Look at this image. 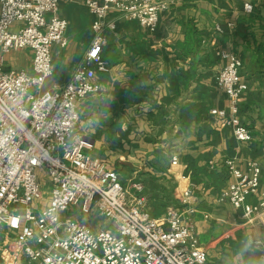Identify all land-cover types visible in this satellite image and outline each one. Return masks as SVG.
Wrapping results in <instances>:
<instances>
[{
  "label": "built area",
  "instance_id": "1",
  "mask_svg": "<svg viewBox=\"0 0 264 264\" xmlns=\"http://www.w3.org/2000/svg\"><path fill=\"white\" fill-rule=\"evenodd\" d=\"M61 1L88 7L94 36L68 81L47 88L54 50L69 43ZM172 1L0 0V228L11 237L5 263L215 264L198 242L194 220L185 215L191 210L172 206L154 215L141 195L143 184L123 182L117 169L89 152L91 142L79 129L81 101L101 91L98 72L109 71L102 52L107 31L117 22L108 14L116 11L153 31ZM253 9L244 4L246 12ZM26 49L33 52L30 69L5 66L6 54ZM223 57L227 63L217 82L230 106L212 113L230 116L235 138L245 144L252 130L238 115L243 61L232 52ZM178 162L174 155L171 165ZM225 164L233 178L225 196L251 220L264 211V190L257 204L247 202L261 184L262 168L252 161L243 172L233 158ZM41 170L49 181L47 198L38 181ZM190 193L187 189L184 196ZM105 220L113 228L102 225ZM254 244L264 261V236Z\"/></svg>",
  "mask_w": 264,
  "mask_h": 264
},
{
  "label": "crops",
  "instance_id": "2",
  "mask_svg": "<svg viewBox=\"0 0 264 264\" xmlns=\"http://www.w3.org/2000/svg\"><path fill=\"white\" fill-rule=\"evenodd\" d=\"M246 2L253 12L244 10ZM59 15L69 23V43L54 50L47 88L68 81L94 36L85 4L61 1ZM107 19L117 22L102 52L109 71L98 72L101 91L79 105L89 152L117 169L123 182H141L154 215L172 206L191 210L185 215L210 257L218 261L216 250L226 242L240 249L236 264H264L252 247L264 236V211L247 220L225 196L233 181L227 158L243 172L252 161L262 168L261 184L247 202L257 204L264 190V0H173L153 31L116 11ZM224 52L243 61L238 115L252 130L245 144L235 138L230 116L212 113L230 106L217 82ZM32 58L30 49L11 52L5 66L30 69ZM174 155L179 162L172 166Z\"/></svg>",
  "mask_w": 264,
  "mask_h": 264
},
{
  "label": "rangeland",
  "instance_id": "3",
  "mask_svg": "<svg viewBox=\"0 0 264 264\" xmlns=\"http://www.w3.org/2000/svg\"><path fill=\"white\" fill-rule=\"evenodd\" d=\"M38 181L42 185V191L44 193V197L47 198L48 189H49V181H48V178H47V176H46V174H45V172L43 170L39 171ZM99 218L104 219L101 216ZM101 224L102 225L105 224V225L110 226L111 228H113V226L110 225V223H108L106 220H105V222L101 221ZM6 233L7 232H6L5 229L0 228V264H7V263L4 262L3 252L5 251L6 248H8V245L11 242V237L10 236H6ZM226 241H228V240H226ZM234 247H236V246H233V245L231 246L230 244H228L226 242L223 243V245L218 247V250H216L217 251V259H218V261L215 260L213 257H211V259L214 261L215 264H236V262H235L236 258L235 257L238 256L237 252H240V249H236V251L234 252L233 251V250H235ZM252 247H254V248L256 247V249L259 250V248L256 245H254ZM6 256L8 257V254H6Z\"/></svg>",
  "mask_w": 264,
  "mask_h": 264
}]
</instances>
